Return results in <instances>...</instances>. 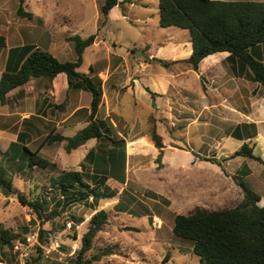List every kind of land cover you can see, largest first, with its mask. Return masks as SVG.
I'll use <instances>...</instances> for the list:
<instances>
[{
	"label": "rangeland",
	"instance_id": "1",
	"mask_svg": "<svg viewBox=\"0 0 264 264\" xmlns=\"http://www.w3.org/2000/svg\"><path fill=\"white\" fill-rule=\"evenodd\" d=\"M25 1V11L43 19L19 17L17 0H10L6 19L10 22L11 33H21L24 39L30 40L29 43L33 42L44 50L52 49L53 45L63 48V53L57 56L62 62L77 60L70 38L97 36L98 45L86 49L83 65L78 70L80 73L90 74L91 67L97 71L102 69L104 75L94 77H99L103 84L107 77L105 71L111 65L119 64L125 66L120 71L129 70V74L137 77L145 74L146 83L154 92L160 93L169 78L172 83L163 90L166 93H157L152 103L145 90L140 98L136 93H126L134 85L133 81L110 105H107L103 93L97 118L116 127L117 135L126 140L127 156L131 155L126 162L124 186L119 189L118 183L110 181V187L117 193L112 200H101L96 204L90 197L87 201L70 203L52 187L51 180L63 172L83 170L90 188L97 185L93 179L96 175L93 166L81 161L88 147L82 146L67 153L64 142L48 143L54 132L42 125L37 126L40 133L20 137L15 152L8 150L9 141L2 139L0 169L6 179L27 201L46 200L48 214L54 210L60 215L51 220L46 219V215L39 218L19 201L18 195L6 197L0 188V264H23V258L14 250L19 241L3 245V231L27 240L31 235H39L40 230L48 232L49 241L42 247L44 254L38 264L71 263L82 247V237L88 231L91 217L100 210L109 213V221L97 234L87 257L105 248H112L116 255L93 264H199V258L193 253V242L174 234L175 218L196 210L212 212L235 208L244 199L238 182L248 177L244 183L249 188L258 194L264 192V164L244 157L232 158L246 143L253 147L256 156L264 160V146L258 141L253 124L224 120L216 108L215 98H221L225 91L210 88L206 77L199 75L197 85L190 76L184 81L188 87L180 88L174 80L179 72L177 76L172 62L167 69L151 62L154 56L148 55L147 51L156 53L160 48L166 50L163 53L166 55L177 38L184 33L190 34L188 30L176 27H160L158 0H130L131 3L113 10L107 23L100 14L105 0ZM169 39L173 41L167 42ZM107 42L111 43L110 54L106 53ZM14 43L12 35L9 44ZM166 43L169 46L165 49L163 45ZM142 61L151 63L146 73H143L144 67L138 65ZM184 64L190 65L182 62L181 66ZM122 74L116 78L124 80ZM88 98L92 99V96L86 92L83 101L86 103ZM26 106L25 109L33 108L29 103ZM50 112L48 110L46 115L54 119L62 110L55 109L53 116ZM16 127L24 129L21 122ZM154 129L164 146L161 158L151 135ZM63 132L68 137L76 134L67 129L58 134ZM241 141L245 142L238 146ZM24 146L48 161L49 166L30 167ZM135 148L139 152L137 158L133 156ZM16 151L20 154L17 155ZM166 151H171L167 157ZM154 217L159 218L157 223ZM80 220L84 222L78 224ZM46 236H42L43 240ZM28 252V258L40 254L36 247ZM168 253L170 257H167Z\"/></svg>",
	"mask_w": 264,
	"mask_h": 264
},
{
	"label": "trees",
	"instance_id": "2",
	"mask_svg": "<svg viewBox=\"0 0 264 264\" xmlns=\"http://www.w3.org/2000/svg\"><path fill=\"white\" fill-rule=\"evenodd\" d=\"M159 25L161 28L176 27L190 32L193 53L187 63L193 70L198 71L200 63L210 55L219 52H228L232 57L239 58L252 73V79L264 87V62L253 57L251 49L264 45V0H158ZM130 0H106L101 7L105 22L109 19L112 9L122 8ZM18 15L30 18L22 5ZM97 36L92 35L86 39L80 36L70 38L74 42L77 53L75 62H61L47 51L35 50L23 62L15 73L5 72L0 78V102L5 104L6 96L12 90L21 87L32 79L47 78L54 80L65 74L69 87L86 90L92 95L89 124L73 137L59 134L48 138V143H65L67 153L81 148L90 140H96L97 146L90 150L85 158L93 166L96 173L93 179L97 183L92 189L86 181L83 171H65L51 180L63 199L68 202L87 201L92 197L96 204L101 200H112L117 193L107 185L112 179L118 183L119 189L126 182L127 143L117 134L116 127L107 120L97 118L102 98L103 84L99 77H90L78 70L84 62L87 48L94 45ZM6 46V38L0 34V48ZM163 67L169 63L160 59H153ZM154 98L155 93L146 89ZM155 147L160 150L159 157L163 156V144L155 129L151 133ZM19 144L13 143L11 150ZM28 153L29 166L46 168L49 162L39 157L24 146ZM7 152L5 153V155ZM2 151L0 150V156ZM244 157L264 164L260 156L254 154L253 147L243 144L232 158ZM16 159V158H14ZM82 165L84 169L85 165ZM238 185L243 189L244 199L235 208L221 211L196 210L189 215H177L173 232L176 236L193 242V253L199 258V264H264V206L259 202L260 196L249 188L243 181ZM100 187L103 190H100ZM0 188L6 197L18 195L19 201L32 209L37 217L54 219L59 212L48 214L45 200L27 201L16 191L13 183L8 181L0 169ZM109 213L105 210L96 212L90 219L88 231L82 237V247L69 264H93L104 257L116 255L112 248H105L90 258L87 254L93 248V241L97 234L103 231L108 224ZM80 220L78 224H82ZM43 235L46 240H43ZM48 232L40 230L38 243L35 245L39 256L27 257L24 264H38L42 259L43 246L48 243ZM14 240L26 242V238H18L9 231H3V245H10ZM167 257H170L168 253ZM1 262V261H0Z\"/></svg>",
	"mask_w": 264,
	"mask_h": 264
},
{
	"label": "crops",
	"instance_id": "3",
	"mask_svg": "<svg viewBox=\"0 0 264 264\" xmlns=\"http://www.w3.org/2000/svg\"><path fill=\"white\" fill-rule=\"evenodd\" d=\"M9 1L10 0H0V34H3V36L6 38V46L0 48V78L5 72H17L27 57L35 50L50 52L57 59V56L63 53V48L61 49L60 47L53 45L52 49L49 48L44 50L42 47L33 42L29 43L30 40L28 38L24 39V36L21 33L18 34L16 31L14 34L13 32L11 33L12 29L9 27L10 22L6 19ZM17 2L18 9L20 5H22L24 8V4L26 2L25 0H17ZM104 3L101 5V7L104 5ZM101 7L100 14L101 17H103ZM116 8L119 7H115L114 9L117 10ZM114 9L111 10L109 19L110 16H112ZM26 13L31 14V17L23 18L19 15L18 16L28 20H33L34 18L43 19L41 16L39 17L33 12ZM108 20L105 22L104 19V22L107 23ZM12 35L13 39L15 40L14 45L9 44V37ZM96 41L94 46L98 45ZM172 41L173 39H169L167 42ZM69 42L72 41L69 40ZM107 46L108 49L106 53L108 52L110 54L111 52L109 47L111 46V43L107 42ZM163 46H165L166 49L169 44L166 43ZM165 51L166 50L159 48L156 53H153L150 50L146 53L148 55L150 54L151 56H154V58L151 59L152 63L154 62L153 59L155 58L166 61L169 63V65L171 62L173 63V65L176 67V74L179 72V76L177 74L178 77H175L176 79L174 78V80L179 83L180 88L188 87L184 81H186V79H188L190 76L194 77L196 84L198 85V79L200 77L199 75H202L203 77L207 78L208 83H210V88L221 89L222 91H225L223 92L221 98H215V102H217L216 108H219L222 118L228 121H241L246 124H253L254 131L256 130L258 141H260V143L264 146V87L252 79L251 70L239 58L232 57L228 52H219L205 58L200 63L198 71L193 70L188 64L185 65L186 63L184 66H181L182 62H187L193 53V45L190 34L185 33L182 34L181 38H177L173 48L170 49L166 55H163ZM251 53L254 58L264 62V45L253 47L251 49ZM150 64L151 63L149 62L142 61L138 65L143 66V73H146L147 69L150 68ZM168 67L165 68L167 69ZM121 68H125V66L118 64L117 66L113 67L111 65L109 69L105 71L107 77L103 82V93L104 98H106L107 105L112 104L115 99H118L121 90H124L126 85H129L132 81L134 85L127 89L126 93H136L137 98H140L141 94L144 95L146 89H151V87L148 86V83H146L145 74L143 77H137L134 74H129V70L120 71ZM127 68H130V66H127ZM121 73H123L122 76H124V80H121V77L116 78ZM86 75L90 77L104 75V71L102 69L97 71L94 69V67H91V73ZM182 76L186 77L183 78ZM112 78L114 79L112 80ZM171 83L172 79L169 78L167 85L161 87L162 90L160 93H166L163 92V90L165 87H169ZM107 87L109 89H106ZM150 91L156 95L160 94L158 92H154L152 89ZM86 92L88 91L70 88L67 76L65 74L59 75L54 80L42 77L32 79L27 84L12 90L7 94L5 104L0 102V144L4 138L9 141L11 146L13 143H18L20 137L22 136L30 137L33 136V134H38L40 133V129L37 127L38 125L45 126L50 132H54L53 135H56L65 129L68 131H75L77 134L89 124V109L92 99H86V103L83 101ZM147 93L149 94H147V96L152 103L153 98L149 92ZM28 103L33 106L32 109L24 108L27 107L26 105ZM148 104L149 103L146 105L148 106ZM213 107L215 109V106ZM60 108L62 113L57 115V117L55 116L54 119H51L52 117H48L46 115V112L50 110L52 111L50 114L53 116V111ZM19 122L24 125V129L16 127V124ZM59 135L68 137L64 135V132ZM230 136L232 135L230 134ZM243 142L245 141H241L238 146L242 145ZM96 144V140H90L83 146L84 148H88H86L81 161L85 160L88 152L92 150ZM10 146L8 150L10 149ZM134 146L135 144L133 143V148ZM15 150H13V152H15ZM17 152L18 151H16L17 155L20 154V152ZM168 153H171V151H166V157ZM138 154V148H135L133 156L137 158L139 157ZM130 157L131 155L127 156V162L130 160ZM248 179L249 177L246 178L245 181ZM110 181L113 180L109 179V181L106 183L109 186ZM238 188H240L241 198L243 199V189L240 186ZM258 195L261 198L259 204L261 207H263L264 192ZM153 219L155 223H157V220H159L158 217H154Z\"/></svg>",
	"mask_w": 264,
	"mask_h": 264
},
{
	"label": "built area",
	"instance_id": "4",
	"mask_svg": "<svg viewBox=\"0 0 264 264\" xmlns=\"http://www.w3.org/2000/svg\"><path fill=\"white\" fill-rule=\"evenodd\" d=\"M37 235H31L28 237L26 242L19 241L14 245L15 252L18 253L21 258H23V264L29 255L28 251H31V249L34 248L38 243Z\"/></svg>",
	"mask_w": 264,
	"mask_h": 264
}]
</instances>
